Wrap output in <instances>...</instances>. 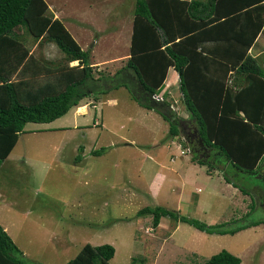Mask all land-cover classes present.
Listing matches in <instances>:
<instances>
[{
    "label": "rangeland",
    "instance_id": "obj_1",
    "mask_svg": "<svg viewBox=\"0 0 264 264\" xmlns=\"http://www.w3.org/2000/svg\"><path fill=\"white\" fill-rule=\"evenodd\" d=\"M48 1V13H58L96 68L114 72L124 63L135 0ZM16 32L40 60L62 57L45 36L35 39L24 26ZM256 57L264 61V51ZM162 89L157 94L188 119L178 87ZM84 101L51 121L27 122L0 162V223L26 258L64 264L89 242L114 246L110 264H203L222 248L239 264H264V223L210 233L169 215L154 227L151 213H136L161 205L225 227L264 218L258 176L192 160L184 129L170 135L169 122L124 85ZM206 149L199 155L207 159Z\"/></svg>",
    "mask_w": 264,
    "mask_h": 264
},
{
    "label": "trees",
    "instance_id": "obj_2",
    "mask_svg": "<svg viewBox=\"0 0 264 264\" xmlns=\"http://www.w3.org/2000/svg\"><path fill=\"white\" fill-rule=\"evenodd\" d=\"M263 22L264 0H135L128 56L108 72L96 68L63 21L48 13L46 0H0V162L27 122L51 121L81 101L98 100V94L124 85L141 106L169 122L170 135L184 129L192 160L210 168L230 163L236 173L256 175L264 183V66L248 51ZM20 26L35 39L55 42L62 57L43 61L33 55L16 32ZM72 60L77 63L69 64ZM169 66L178 73L188 119L179 118L167 99L154 97ZM206 147L215 158L199 155ZM144 212L152 214L153 226L169 215L210 233H235L264 223L259 217L233 227H225L227 221L207 224L161 205L136 211ZM114 252L111 243L86 242L64 264H110ZM240 261L222 248L203 264ZM0 264L44 263L26 258L0 223Z\"/></svg>",
    "mask_w": 264,
    "mask_h": 264
},
{
    "label": "crops",
    "instance_id": "obj_3",
    "mask_svg": "<svg viewBox=\"0 0 264 264\" xmlns=\"http://www.w3.org/2000/svg\"><path fill=\"white\" fill-rule=\"evenodd\" d=\"M46 2H47V4H48V11L50 10L49 9V7H50V4H49V1L48 0H46ZM59 8V10H60V7H58ZM52 9V8H51ZM53 11V10H52ZM53 15V17H58V18H60L59 17V15H58V13L56 12V13H54V14H52ZM61 19V18H60ZM62 20V19H61ZM63 21V23H64V20H62ZM65 24V23H64ZM66 26V25H65ZM67 27V26H66ZM132 27V26H131ZM200 27V29L203 27L202 25H200L199 26ZM68 28V27H67ZM69 30V29H68ZM70 31V30H69ZM71 32V31H70ZM72 34V33H71ZM73 36V35H72ZM74 37V36H73ZM75 38V37H74ZM130 38H131V36H130ZM261 38H263V41H261ZM76 40V39H75ZM77 41V40H76ZM78 42V41H77ZM78 44H79V42H78ZM80 45V44H79ZM130 45V44H129ZM81 46V45H80ZM254 47H255V53H254V55H256V56H258L261 52H263L264 51V22H263V25H262V27H261V29H260V31L258 32V34H257V36L255 37V39H254V41L252 42V44L250 45V47H249V49H248V51H249V53H250V50L253 48L254 49ZM32 51V50H31ZM33 53V52H32ZM128 53H129V51H128ZM128 53L124 56V57H126V56H128ZM251 54V53H250ZM252 55V54H251ZM253 55V56H254ZM121 57V56H120ZM77 63V60H72V61H70L69 63L71 64V63ZM261 62L263 63V66H264V61H262L261 60ZM96 63V62H95ZM171 85H174V86H177L178 87V73H177V71L172 67V66H169L168 67V70H167V74H166V78H165V80H164V86L162 87L163 89V91H165L166 89H168V87H170ZM169 90V89H168ZM82 102V101H81ZM85 103H86V101H84ZM83 104V103H82ZM80 105H81V103L79 104V105H77V106H79L80 107ZM146 108V107H145ZM186 115V114H185ZM186 117V116H185ZM160 220H161V218H160ZM160 220H159V222H158V224H162V223H160ZM157 224V225H158ZM156 225V226H157ZM152 227V226H151ZM155 227V226H154Z\"/></svg>",
    "mask_w": 264,
    "mask_h": 264
},
{
    "label": "flooded vegetation",
    "instance_id": "obj_4",
    "mask_svg": "<svg viewBox=\"0 0 264 264\" xmlns=\"http://www.w3.org/2000/svg\"><path fill=\"white\" fill-rule=\"evenodd\" d=\"M202 151H204V149H203ZM205 153L208 154V158H207V159H209V157H210L211 155L213 156V158L215 157V151L210 150L209 148L206 149V152H205Z\"/></svg>",
    "mask_w": 264,
    "mask_h": 264
},
{
    "label": "built area",
    "instance_id": "obj_5",
    "mask_svg": "<svg viewBox=\"0 0 264 264\" xmlns=\"http://www.w3.org/2000/svg\"><path fill=\"white\" fill-rule=\"evenodd\" d=\"M154 97H155L156 99H159V98H161V95H158V94L156 93V94H154Z\"/></svg>",
    "mask_w": 264,
    "mask_h": 264
}]
</instances>
